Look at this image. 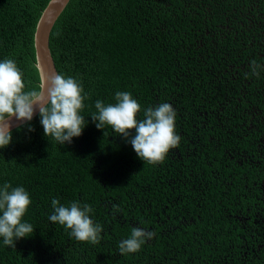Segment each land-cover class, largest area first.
<instances>
[{"label": "trees", "instance_id": "trees-1", "mask_svg": "<svg viewBox=\"0 0 264 264\" xmlns=\"http://www.w3.org/2000/svg\"><path fill=\"white\" fill-rule=\"evenodd\" d=\"M49 1L0 0V60L15 61L25 90L40 86L34 33ZM49 50L57 73L83 85L88 124L64 146L38 115L34 131L12 130L0 184L30 193L35 230L0 243V264H264V67L253 71L264 66V0H70ZM117 91L142 109L174 108L181 139L163 161L95 127V101ZM54 198L91 205L100 239L50 223ZM134 227L154 236L120 255Z\"/></svg>", "mask_w": 264, "mask_h": 264}, {"label": "clouds", "instance_id": "clouds-1", "mask_svg": "<svg viewBox=\"0 0 264 264\" xmlns=\"http://www.w3.org/2000/svg\"><path fill=\"white\" fill-rule=\"evenodd\" d=\"M39 70V65H36ZM264 66L253 61V71ZM23 74L13 59L0 60V150L10 146L13 140L10 121L27 124L38 113L45 137H51L60 146L70 145L82 135L88 124L81 115L84 101L88 99L83 85L75 78L56 74L42 79L39 89L25 90ZM114 103L97 99L96 111L90 118L97 129L110 127L118 136L130 143L137 157L148 163L165 159L171 149L179 145L181 137L176 133V112L169 103L142 109L131 92L117 91ZM142 113V118L139 115ZM134 130V132H133ZM32 200L24 187L0 184V243L15 248V242L29 238L33 225L24 219ZM50 223L62 226L69 236L78 242L95 244L101 237L102 226L92 216L93 208L87 203L72 201L62 204L51 200ZM154 236L153 231L140 227L131 229L130 235L119 243V254H134Z\"/></svg>", "mask_w": 264, "mask_h": 264}, {"label": "water", "instance_id": "water-1", "mask_svg": "<svg viewBox=\"0 0 264 264\" xmlns=\"http://www.w3.org/2000/svg\"><path fill=\"white\" fill-rule=\"evenodd\" d=\"M70 0H50L38 20L34 33V49L36 65H39L40 84L42 79L54 76L57 73L54 61L49 50V38L51 31ZM37 68V67H36ZM38 113L34 116L36 117ZM11 131L23 124L14 118L10 121Z\"/></svg>", "mask_w": 264, "mask_h": 264}, {"label": "bare ground", "instance_id": "bare-ground-1", "mask_svg": "<svg viewBox=\"0 0 264 264\" xmlns=\"http://www.w3.org/2000/svg\"><path fill=\"white\" fill-rule=\"evenodd\" d=\"M27 129V128H26ZM262 176V175H261ZM259 180V179H258Z\"/></svg>", "mask_w": 264, "mask_h": 264}]
</instances>
